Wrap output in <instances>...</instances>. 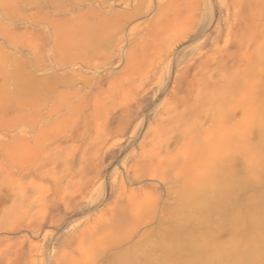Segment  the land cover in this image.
Returning a JSON list of instances; mask_svg holds the SVG:
<instances>
[{
    "label": "rangeland",
    "instance_id": "374dc122",
    "mask_svg": "<svg viewBox=\"0 0 264 264\" xmlns=\"http://www.w3.org/2000/svg\"><path fill=\"white\" fill-rule=\"evenodd\" d=\"M244 253L264 264V0H0V264Z\"/></svg>",
    "mask_w": 264,
    "mask_h": 264
},
{
    "label": "bare ground",
    "instance_id": "6f19581e",
    "mask_svg": "<svg viewBox=\"0 0 264 264\" xmlns=\"http://www.w3.org/2000/svg\"><path fill=\"white\" fill-rule=\"evenodd\" d=\"M204 180H205V178H204ZM204 184H205V182H203ZM207 183V182H206ZM205 187H206V184L204 185ZM240 259L241 260H243L244 261V263H247V264H250V255L249 254H246V253H244V254H241L240 255ZM160 260V259H159ZM161 260H162V258H161ZM156 261V260H155ZM163 261V260H162ZM163 263V262H162ZM205 263L206 264H212V262L210 261V259H206L205 260ZM154 264H156V262L154 263ZM161 264V263H160ZM185 264H197V260L196 259H188V261H187V263H185Z\"/></svg>",
    "mask_w": 264,
    "mask_h": 264
}]
</instances>
